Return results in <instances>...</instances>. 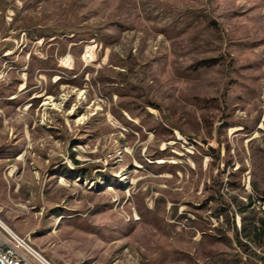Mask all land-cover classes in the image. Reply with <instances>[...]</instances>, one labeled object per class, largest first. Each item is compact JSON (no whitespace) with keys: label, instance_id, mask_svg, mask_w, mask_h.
Wrapping results in <instances>:
<instances>
[{"label":"rangeland","instance_id":"1","mask_svg":"<svg viewBox=\"0 0 264 264\" xmlns=\"http://www.w3.org/2000/svg\"><path fill=\"white\" fill-rule=\"evenodd\" d=\"M0 222L50 264H264V0H0Z\"/></svg>","mask_w":264,"mask_h":264},{"label":"built area","instance_id":"2","mask_svg":"<svg viewBox=\"0 0 264 264\" xmlns=\"http://www.w3.org/2000/svg\"><path fill=\"white\" fill-rule=\"evenodd\" d=\"M15 243L14 247L4 248V243H0V257L7 264H31L26 254L37 256L43 261L49 263L39 252H37L29 243L26 238H15L12 237ZM7 244V242H5ZM24 251V252H22Z\"/></svg>","mask_w":264,"mask_h":264},{"label":"bare ground","instance_id":"3","mask_svg":"<svg viewBox=\"0 0 264 264\" xmlns=\"http://www.w3.org/2000/svg\"><path fill=\"white\" fill-rule=\"evenodd\" d=\"M90 50L88 49L87 51H86V53H85V59L86 60H89L90 59ZM0 227L5 231V232H7V234L8 235H10V236H12V237H15V238H19V237H17L15 234H13L10 230H9V228L8 227H6L2 222H0ZM39 263H41V264H50V263H47V262H45V261H43L42 259H40L39 257H37V256H33Z\"/></svg>","mask_w":264,"mask_h":264},{"label":"water","instance_id":"4","mask_svg":"<svg viewBox=\"0 0 264 264\" xmlns=\"http://www.w3.org/2000/svg\"><path fill=\"white\" fill-rule=\"evenodd\" d=\"M0 264H7V263H5L0 257Z\"/></svg>","mask_w":264,"mask_h":264}]
</instances>
